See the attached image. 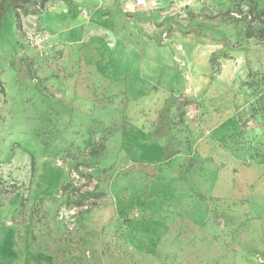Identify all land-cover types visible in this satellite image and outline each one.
<instances>
[{
	"label": "rangeland",
	"instance_id": "1",
	"mask_svg": "<svg viewBox=\"0 0 264 264\" xmlns=\"http://www.w3.org/2000/svg\"><path fill=\"white\" fill-rule=\"evenodd\" d=\"M135 2L0 22V264H264V0Z\"/></svg>",
	"mask_w": 264,
	"mask_h": 264
},
{
	"label": "trees",
	"instance_id": "2",
	"mask_svg": "<svg viewBox=\"0 0 264 264\" xmlns=\"http://www.w3.org/2000/svg\"><path fill=\"white\" fill-rule=\"evenodd\" d=\"M50 1L51 0H37V1L7 0V1H4L0 4V22L4 21L8 14L13 13L15 17L16 29L20 30L22 29V18L23 17L29 16L33 8H37V10L40 12L43 11L46 5L48 4V2ZM262 33L264 35V29ZM246 37L248 39L255 38L253 33L250 32V30L247 31ZM0 93L4 94V89H3V85L1 81H0ZM15 145L18 148H23L22 143L20 142H16ZM23 149L30 155V167L33 172L35 168V157L30 150L25 149V148ZM263 163H264V160H263Z\"/></svg>",
	"mask_w": 264,
	"mask_h": 264
},
{
	"label": "built area",
	"instance_id": "3",
	"mask_svg": "<svg viewBox=\"0 0 264 264\" xmlns=\"http://www.w3.org/2000/svg\"><path fill=\"white\" fill-rule=\"evenodd\" d=\"M135 4H136V7L139 9L145 8L147 6L146 0H136Z\"/></svg>",
	"mask_w": 264,
	"mask_h": 264
}]
</instances>
